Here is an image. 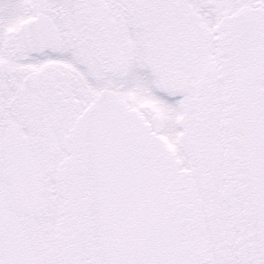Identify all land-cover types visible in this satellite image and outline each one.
Instances as JSON below:
<instances>
[{"label": "snow or ice", "instance_id": "1", "mask_svg": "<svg viewBox=\"0 0 264 264\" xmlns=\"http://www.w3.org/2000/svg\"><path fill=\"white\" fill-rule=\"evenodd\" d=\"M0 264H264V0H0Z\"/></svg>", "mask_w": 264, "mask_h": 264}]
</instances>
